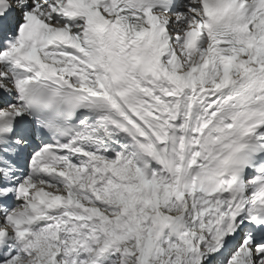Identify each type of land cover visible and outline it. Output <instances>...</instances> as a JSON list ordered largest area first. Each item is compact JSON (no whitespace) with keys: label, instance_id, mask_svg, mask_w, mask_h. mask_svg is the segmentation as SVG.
Masks as SVG:
<instances>
[{"label":"snow or ice","instance_id":"1","mask_svg":"<svg viewBox=\"0 0 264 264\" xmlns=\"http://www.w3.org/2000/svg\"><path fill=\"white\" fill-rule=\"evenodd\" d=\"M0 264H264V0H0Z\"/></svg>","mask_w":264,"mask_h":264}]
</instances>
